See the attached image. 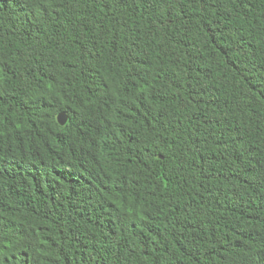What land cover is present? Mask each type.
I'll return each mask as SVG.
<instances>
[{
  "label": "trees",
  "instance_id": "trees-1",
  "mask_svg": "<svg viewBox=\"0 0 264 264\" xmlns=\"http://www.w3.org/2000/svg\"><path fill=\"white\" fill-rule=\"evenodd\" d=\"M0 264H264V0H0Z\"/></svg>",
  "mask_w": 264,
  "mask_h": 264
},
{
  "label": "water",
  "instance_id": "water-1",
  "mask_svg": "<svg viewBox=\"0 0 264 264\" xmlns=\"http://www.w3.org/2000/svg\"><path fill=\"white\" fill-rule=\"evenodd\" d=\"M67 115L64 113V112H62V113H60L59 115H58V121H59V123L61 124V125H65L66 124V122H67Z\"/></svg>",
  "mask_w": 264,
  "mask_h": 264
},
{
  "label": "bare ground",
  "instance_id": "bare-ground-1",
  "mask_svg": "<svg viewBox=\"0 0 264 264\" xmlns=\"http://www.w3.org/2000/svg\"><path fill=\"white\" fill-rule=\"evenodd\" d=\"M5 42V41H4ZM11 52V51H10ZM13 55H16V54H13ZM90 77V76H89Z\"/></svg>",
  "mask_w": 264,
  "mask_h": 264
}]
</instances>
